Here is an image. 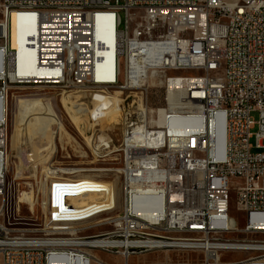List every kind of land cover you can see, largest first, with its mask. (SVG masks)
<instances>
[{
    "label": "built area",
    "instance_id": "1",
    "mask_svg": "<svg viewBox=\"0 0 264 264\" xmlns=\"http://www.w3.org/2000/svg\"><path fill=\"white\" fill-rule=\"evenodd\" d=\"M13 13L29 17L25 64L39 73L21 70ZM13 87L73 93L82 137L120 163L121 190L46 165L34 177L51 186L42 222L19 220L5 151ZM73 197L85 204L70 207ZM105 223L110 231L84 234ZM159 251L165 259L143 264H264V0H1L0 264H130Z\"/></svg>",
    "mask_w": 264,
    "mask_h": 264
},
{
    "label": "rangeland",
    "instance_id": "2",
    "mask_svg": "<svg viewBox=\"0 0 264 264\" xmlns=\"http://www.w3.org/2000/svg\"><path fill=\"white\" fill-rule=\"evenodd\" d=\"M38 97L45 99L46 101L53 103V106L54 105L56 106L54 107L55 111L50 106L45 108L46 109L45 120H47L45 124L48 121L52 122L53 135L54 132L57 130L58 125L64 127L67 135H63L61 138L60 134L57 133L58 135H56L54 139L55 150L49 155V158L46 162L39 165L37 170L40 171L41 167H45L46 165H50L53 166L54 168H61L70 171H75L77 169L76 171H80L83 174L92 176L98 182H103L100 181V179L107 181L116 180L120 191L122 186V179L118 178L116 173L114 172V169L118 168L120 166V163L115 161L112 162L109 160L103 161V159H98L94 154H92V149L87 147L86 145L87 143L85 142L84 139L87 138V134L85 133V131L88 132V129L85 127L86 124H84L82 121V117L84 115L83 112L78 111L77 104L75 103V101H72L71 99L67 98L64 104L63 94L61 93V91H58L56 89H52V88L36 89V88H26V87L12 88L9 95V101L7 102L8 104L7 114L9 119V125L7 127L8 141H7L6 151H9V155L12 157V155H14L18 149L19 150L24 149L26 144L24 138L20 137L18 141V143H20L18 148L16 141L20 135V128H18V126L16 125V114L18 113V103H20V101H23L24 99L38 98ZM252 115L255 118V120L259 119V114L257 112H254ZM58 121L60 122V124L58 123ZM114 130H115L114 142L115 145L118 146L121 139V127L117 126L115 127ZM256 130L257 127H255L252 131L255 132ZM28 133L32 134V131H28ZM82 135L84 138L82 137ZM37 170L35 171V174ZM35 174H33L30 177L16 178L14 176L13 166L10 167L9 182L13 183L12 209L16 217L19 218V220L25 222V225H28L29 227L39 226V224L42 222L43 205L46 204L48 200V192L51 191V186L50 188L47 189L40 187L38 184H36L34 178ZM68 176H72V174H69ZM31 182L34 187V195L36 196V199H38V201L34 199L35 201L34 207H32L31 203L22 197V193L30 191V187L28 186V184L31 186ZM44 187L46 186L44 185ZM37 195L39 198H37ZM235 199H236V194L232 193L231 214L233 217L239 218L241 216V213L237 211ZM17 208L19 210H16ZM51 211H54V204H51ZM104 221L105 220H102L101 222L103 223ZM242 226H243V222L240 221L239 227L242 228ZM111 229H112L111 225L109 223H105L95 227L85 228L84 234L107 232L110 231ZM101 256L108 260L113 259L104 254H101ZM166 256L167 254L164 251L151 252V253L135 256L129 261V263L143 264V263L155 262L157 260L165 259ZM243 257L244 255L242 253L225 254V258L231 260H238ZM172 258L176 259L177 257L176 255H172ZM115 261L117 264H125L123 258L117 257L115 258Z\"/></svg>",
    "mask_w": 264,
    "mask_h": 264
},
{
    "label": "bare ground",
    "instance_id": "3",
    "mask_svg": "<svg viewBox=\"0 0 264 264\" xmlns=\"http://www.w3.org/2000/svg\"><path fill=\"white\" fill-rule=\"evenodd\" d=\"M28 23H29V17L27 15L13 13L12 15V47L13 49H16L19 53L20 67L23 73L25 74L39 73L40 71L38 70L26 68L27 64H25V62L27 61L28 52H29V47L26 46L27 36H29L30 34H34L32 30H26ZM80 93L81 92H76L74 94H80ZM72 95L73 93L69 94L68 96L64 95V99H63L64 104L67 98L72 99ZM7 105L8 104L6 102V113H8ZM48 106H50L55 111L54 107L56 106L55 105L53 106V103H50L46 101L45 99H42L39 97L24 99L23 101H20V103H18V113L16 114V125L18 126V128H20V135L16 141H17L18 148L20 144L18 143L20 137L24 138L26 144H25L24 149L22 150L18 149L16 153L12 155V157L9 155V158H8L10 161V165L13 166L14 168V176L16 178L30 177L33 174H35V171L38 169L39 165L46 162L49 158V155L55 150L54 139L57 133L60 134L61 138L63 135H67L63 126L58 125L57 130L56 131L54 130L55 132L53 135L52 122L48 121L45 124V122L47 121L45 120V110H46L45 108H47ZM116 116L117 114L115 110H113L110 113V116H108L110 117L109 118L110 121L113 122V125H118ZM58 123L60 124L59 121ZM28 131H32V134H29ZM7 141L8 140H7V127H6L5 151L7 147ZM223 149H224V141H223V136H222L220 140L219 148H218L219 154H222ZM76 170L68 173V174H72V176H59V175H55V176H59V178H62V177L79 178L82 181L88 182L89 185L99 186L100 183H103V182L96 181L92 176L83 174L82 172L76 171ZM59 187H69V180H59ZM53 193L55 197L62 196V194L59 195V192L53 191ZM22 197L25 198L28 202H30L31 206L34 207L35 205L34 199L36 198L34 195V190H31L30 192L22 193ZM83 197H73V198H69V200H66V201H68V204L70 207H75V208L81 207L82 205L85 204ZM86 199L95 200V193L86 192ZM97 206H98L97 204L90 205L88 206V208H86V210L94 211L97 209ZM54 211H58V204H54Z\"/></svg>",
    "mask_w": 264,
    "mask_h": 264
}]
</instances>
